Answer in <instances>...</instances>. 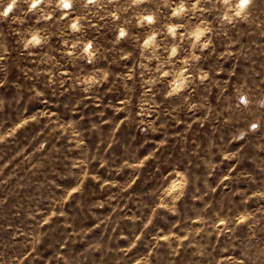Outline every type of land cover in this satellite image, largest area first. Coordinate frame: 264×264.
Wrapping results in <instances>:
<instances>
[{
    "label": "rangeland",
    "instance_id": "374dc122",
    "mask_svg": "<svg viewBox=\"0 0 264 264\" xmlns=\"http://www.w3.org/2000/svg\"><path fill=\"white\" fill-rule=\"evenodd\" d=\"M0 0V264H264V0Z\"/></svg>",
    "mask_w": 264,
    "mask_h": 264
},
{
    "label": "clouds",
    "instance_id": "9594fccd",
    "mask_svg": "<svg viewBox=\"0 0 264 264\" xmlns=\"http://www.w3.org/2000/svg\"><path fill=\"white\" fill-rule=\"evenodd\" d=\"M14 3H15V0H12V3H9L7 5V8L4 10L5 11V14H7V12L12 9Z\"/></svg>",
    "mask_w": 264,
    "mask_h": 264
}]
</instances>
